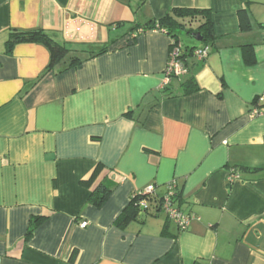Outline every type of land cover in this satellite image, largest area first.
Instances as JSON below:
<instances>
[{
	"label": "crops",
	"instance_id": "1",
	"mask_svg": "<svg viewBox=\"0 0 264 264\" xmlns=\"http://www.w3.org/2000/svg\"><path fill=\"white\" fill-rule=\"evenodd\" d=\"M176 9L209 13L215 40L164 85L172 40L143 27ZM33 30L109 50L46 73L43 43L7 51ZM263 96L264 0H0V264H264ZM171 183L186 230L153 206L117 225Z\"/></svg>",
	"mask_w": 264,
	"mask_h": 264
},
{
	"label": "trees",
	"instance_id": "2",
	"mask_svg": "<svg viewBox=\"0 0 264 264\" xmlns=\"http://www.w3.org/2000/svg\"><path fill=\"white\" fill-rule=\"evenodd\" d=\"M143 29H159L161 31H164L171 38L174 44L181 46L182 49L180 61L182 62L183 66L187 58L191 55L194 56V51L198 49V47H185L184 44L181 43V35L183 33H186L191 37L202 38V42L197 44H207L208 42L215 40L210 14L205 12H196L181 9L172 10L162 19L150 21L143 27ZM31 42L43 43L49 48V51L51 53V61L46 70V73L55 71L58 66L61 68V70L57 69V73H62L73 68H78L84 62L100 55H103L109 50V47L107 46L98 50L92 48L91 46L84 50H74L66 43L57 42L51 35H49L44 30H33L24 32L12 31L6 43L7 51L8 53H10L16 45L20 43ZM199 90L200 88L195 78H192L184 84L183 94L191 95L198 92ZM166 97L173 96L172 94H170ZM102 169H104V166L99 164L96 168V171L94 172L92 180L99 174ZM112 192L113 190L110 187H108L105 183H102L93 192L90 201L96 206L100 207L107 202ZM140 199L141 196L137 195H134L131 198L128 207L116 220L118 226H124V224H126L129 220L133 218L137 219L138 215L141 213V209L138 204V201ZM158 210H161L159 205ZM31 232L32 231H30L29 233L31 234Z\"/></svg>",
	"mask_w": 264,
	"mask_h": 264
},
{
	"label": "built area",
	"instance_id": "3",
	"mask_svg": "<svg viewBox=\"0 0 264 264\" xmlns=\"http://www.w3.org/2000/svg\"><path fill=\"white\" fill-rule=\"evenodd\" d=\"M172 45L173 50L170 54L169 62L165 70L164 85L169 84L173 77L180 78L185 73V68L180 61L182 48L181 46L174 44V42H172ZM209 54L210 52L208 47L196 49L194 51V56L200 61L208 58ZM260 101H264V96L260 98ZM254 113L255 115L258 114L257 111H255ZM234 179H238V176L233 175L232 178H230V181H233ZM154 192V186H149L145 194L137 195L141 196V199L138 201L141 213L149 212L152 206L154 210L157 211L159 205V207L161 208V212H163L171 221L176 223L181 230H186L189 227L191 221L194 219V216L183 213L178 208L174 207L175 202L179 199L178 193L175 189V184L171 183L168 186V192L161 200H156L154 198ZM87 226V223L80 224V227L83 229L87 228Z\"/></svg>",
	"mask_w": 264,
	"mask_h": 264
},
{
	"label": "rangeland",
	"instance_id": "4",
	"mask_svg": "<svg viewBox=\"0 0 264 264\" xmlns=\"http://www.w3.org/2000/svg\"><path fill=\"white\" fill-rule=\"evenodd\" d=\"M181 40L187 46L197 44V42L191 36L187 35L186 33H183L181 35Z\"/></svg>",
	"mask_w": 264,
	"mask_h": 264
},
{
	"label": "water",
	"instance_id": "5",
	"mask_svg": "<svg viewBox=\"0 0 264 264\" xmlns=\"http://www.w3.org/2000/svg\"><path fill=\"white\" fill-rule=\"evenodd\" d=\"M195 40L198 41V42H201L202 41V38L195 37Z\"/></svg>",
	"mask_w": 264,
	"mask_h": 264
}]
</instances>
